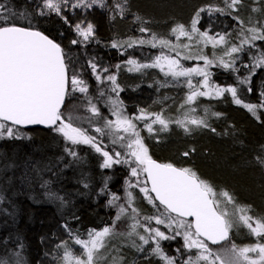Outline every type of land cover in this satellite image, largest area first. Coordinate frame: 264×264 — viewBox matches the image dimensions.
Wrapping results in <instances>:
<instances>
[{
	"label": "trees",
	"instance_id": "obj_1",
	"mask_svg": "<svg viewBox=\"0 0 264 264\" xmlns=\"http://www.w3.org/2000/svg\"><path fill=\"white\" fill-rule=\"evenodd\" d=\"M0 3L14 13L7 22L35 27L62 46L70 75V63L89 76L92 72L89 61L101 68L128 60L137 48L151 47L150 43L138 41H150L153 35L157 38L156 44L160 39L173 41L177 35L172 29L183 24L189 30L197 12L196 27L200 32L215 38L224 35L237 46L242 28L240 19L227 7L228 0H127L126 3L125 0H104V6L89 15L98 41L85 47L72 43L77 40L73 24L80 19L65 22V14L46 10L45 15H39L43 0H0ZM118 3L124 7L123 16L116 8ZM215 8L224 11L210 10ZM3 23L5 21L0 20V24ZM141 28L148 31L142 32ZM114 43L120 46L113 47ZM255 43V48L245 46L242 51L243 60L249 64L243 67L245 72L237 75L230 70L215 78L219 86L236 87L244 104L257 105L255 115L243 104L234 103L230 93L224 94L211 102L213 113L221 115H212L209 129L152 137L146 144L153 159L193 168L214 187L227 190L244 205H250L253 216L264 217V165L257 159H264V108L259 107L264 104V67H253V58L264 52V41ZM154 57L155 54H149L148 58L141 59L153 62ZM240 75L246 76L249 82L241 83ZM121 96L128 103H125L127 111L133 115L138 113V107L160 105L155 88L142 86L134 93L125 90ZM72 103L76 105L75 99L68 97L62 111L72 109ZM25 129L32 135L0 142V259L11 262L15 259L14 253L19 252L23 264H59V259L54 260L56 245L62 242L59 237L65 233L72 239L63 226L67 224L86 239L88 231L111 225L117 206L109 205V193L132 180L131 169L126 165L102 167V154L95 151L94 156L88 155L83 147H74L61 136L58 138L51 128ZM93 133L106 151L115 146L125 153L120 145L111 143V137L100 136L95 130ZM14 148L17 151L13 152ZM69 148L77 153L76 157L69 154ZM192 148L195 152L188 157L182 155ZM49 193L63 200L51 198ZM232 237L231 234L230 239ZM154 245L151 242L146 250H152ZM160 246L166 255L175 258L176 264H183L188 256L196 254L185 249L180 236L161 242ZM136 264L166 262L161 256L147 255L143 251Z\"/></svg>",
	"mask_w": 264,
	"mask_h": 264
},
{
	"label": "snow or ice",
	"instance_id": "obj_2",
	"mask_svg": "<svg viewBox=\"0 0 264 264\" xmlns=\"http://www.w3.org/2000/svg\"><path fill=\"white\" fill-rule=\"evenodd\" d=\"M126 2L127 0H125ZM97 3L102 7L104 6L103 0H76L72 7L91 8L93 4ZM242 3L243 0H228L227 7L236 9ZM66 4H68V0H43V7L39 10V15H45V9L59 15L62 12V5ZM116 8L123 16V5L118 3ZM210 10L224 11L220 8ZM200 11H204V9H200ZM254 11H258V9H254ZM12 14L14 13H11V10L7 9L4 3H0V20L5 21V23L0 24V138H20L23 134L19 132L18 126L47 125L54 127V130L62 134L72 145H90L97 153L102 154L104 157L102 167L104 168H111L113 165L121 163L134 164L135 166L131 167V176L137 178V183L133 185L129 181L128 187L139 188L153 206H156L157 202L163 206V211L159 207L156 208L157 215L144 216L145 223L142 224L139 218V210L135 207L117 204L120 197L113 193L109 205H116L118 208L115 221L129 217L132 220L128 226L130 230L126 233L117 232L114 221L113 224L100 230L88 231L87 239H82L65 224L63 227L69 232L75 245L81 247L82 254L76 255L68 242L63 241L57 246L63 249V255L60 257L61 264H101L106 259L102 253L108 247L109 240L118 235L128 238L137 236L142 243L136 244L135 241H132V246L138 251H144L143 245L155 241V247L151 251L153 254L161 256L166 264H176V260L163 252L160 241L175 239L176 235L183 237L185 249L196 250V254L188 256L183 264H264V242H261L264 239V217H253L250 214L252 211L250 205L237 204L229 191H217L212 184L202 179L193 168L177 167L173 163H161L153 159L144 142V137L141 135V131L146 129L149 135H156L158 138L159 132L169 131L173 124L183 128L186 133H191L193 128L209 129L210 125L205 117L192 115L196 111L192 107L188 108L181 119L166 118L163 112L146 113L144 109L140 110L139 116L128 117L123 114L122 101L119 99L111 100L112 114L115 119L104 120L103 127H95V132L100 136L111 137L113 145H120L122 148H126L127 152L122 154L120 151H106L102 141L98 140L96 136L90 135L87 129L74 124V120L78 121L81 117L65 115L62 111L66 98L72 93L76 91L88 92L86 82L75 73V70H72L70 75L69 63L66 62L64 49L59 43L35 27H22L7 22ZM236 19L239 20V17ZM64 20L67 22V17H64ZM198 20L199 12L196 13V18L192 20L190 31L186 29L185 25L177 24L172 32L177 35V38L183 36L189 40L198 34L205 45L211 43L215 46L227 42L224 35L217 39L209 36L206 32H200L196 27ZM239 23L242 26L239 34V45L233 44L225 52L229 58L234 53L244 51L245 46L255 48L256 41H264V24L259 27L255 25L245 27L243 20H239ZM75 30L82 37L83 42L89 41L95 35L94 25L91 23L86 26L76 24ZM141 31L146 32L148 29L141 28ZM79 42L77 40L72 41L73 44ZM156 42L155 35L150 41H138L140 44L150 43L153 47L156 46ZM158 43L173 50L176 47L172 45L171 41L164 39H160ZM112 46L119 47L120 45L114 43ZM131 46L132 44H129V47ZM184 47L187 48L188 45ZM185 58L192 59L193 57L187 56ZM195 58L203 60L204 67L198 65L194 68H185L180 63V59L163 54L156 57L152 64H140L136 60H129L127 63L130 65L129 71L159 67L165 71L166 75H171L173 78H187L186 82L190 91L181 108H184L185 105L194 104L198 97H222L225 93H230L234 103L243 104L253 115L256 114L257 105L244 104L237 95L236 87L209 85L211 73L207 71V68L214 63L212 59L203 55ZM219 63L224 68H233L235 60L230 59L229 62H226L220 58ZM89 64L92 71L96 73L97 80H101V74L96 72L97 65L91 61ZM116 67L119 68V65ZM253 67H264V52H260L253 58ZM103 71L107 72L108 69L105 68ZM193 75L203 77L199 87L193 85L191 79ZM106 79L112 82L114 85L112 91L116 92L119 88V85L116 84V76L109 75ZM248 82V78L241 81L245 84ZM88 104V110L93 116H99V109L91 103L90 99ZM259 107L264 108V104L259 105ZM205 113L207 114V109H205ZM213 115L218 117L221 114L213 113ZM134 121H144L143 129H138ZM211 131L214 132L215 129H211ZM67 151L71 156H77V153L72 149L69 148ZM193 152H195L194 148L182 153V155L188 157ZM257 159L264 165V159L259 157ZM141 174L145 176L143 181L139 179ZM149 183L150 187L148 186ZM141 184L144 186L141 187ZM49 196L63 200L55 193H49ZM133 202V193L129 191L126 203L131 206ZM189 217L194 219L189 221L187 219ZM151 221H155L157 225H166L168 229L175 231V235H167L159 227H149L148 223ZM237 225L246 227L250 234L257 238L256 242L242 247L232 242L230 247L222 251H214L210 247V244L217 245L224 241H230V232ZM138 228H143L145 235H141ZM14 256L15 259L11 262L0 259V264H23L19 252L14 253ZM112 264H122V262L113 258Z\"/></svg>",
	"mask_w": 264,
	"mask_h": 264
},
{
	"label": "rangeland",
	"instance_id": "obj_3",
	"mask_svg": "<svg viewBox=\"0 0 264 264\" xmlns=\"http://www.w3.org/2000/svg\"><path fill=\"white\" fill-rule=\"evenodd\" d=\"M76 3V0H68V4L62 5V12L61 15L65 14L67 17V21L70 23L73 20L80 19L78 23L82 26H86L88 23H91V20L89 18L90 13L92 10L96 8H100V4H93L91 8H84V7H75L73 8L72 5ZM104 4V0H103ZM223 7V5H220ZM254 9H258V11H254ZM47 12H52L48 9H45ZM234 16L239 17L240 20L244 21V25L246 27H251L253 25L259 27L260 25L264 24V0H243V3L239 5L236 9H231ZM55 13V12H52ZM73 24V30L75 32V36L77 41H80L78 44L81 46L87 47L90 43L97 42L98 38L96 36V27L94 25L95 35L89 39L87 42H83L82 37L79 36V33L75 30V25ZM191 28L189 29V31ZM210 36V35H209ZM218 39V38H217ZM225 44H217L213 46L211 43H208L205 45V43L200 39L199 35L196 34L193 36L191 40H189L187 37H179L171 41L172 45H175V50L169 47L161 46L160 44H156L155 47L151 45V47H147L146 49L143 48H137L136 51L132 54V58L118 62L117 64L111 66V67H101L97 68L96 72L101 74V80H97L96 73L93 71L89 73V76H87L84 72H79L78 67L76 64L70 63L71 71L75 70V73L79 75L81 79H83L87 86H88V92L87 93H80L79 91H76L69 96L71 99H75L76 105L72 103L73 108L70 110H64L63 112L65 115H72L74 117H81L80 120L75 121L74 124L78 127H82L84 129L88 130V133L90 135H94L93 131L95 130V127H103L104 120L111 119L114 120L115 116L113 113V108L110 103L111 100L119 99L122 101L123 104V114L128 117H135L139 116L140 110L144 109L146 110V113H160L163 112L164 116L169 119H181L183 118V115L185 112L188 111L189 107L195 108L196 111L192 113V115L197 117H205L207 122H210V119L213 115V109L211 107V102L214 99H217L219 97H198L197 101L192 105H185L184 108H181V105H184L185 99L187 95L189 94L190 89L187 86V78L180 77V78H173L171 75H166L165 71H162L159 67H149L144 68L140 71H129L130 65H128L127 61L129 60H136L140 64H152L155 61V57H158L162 54H158L163 51H169L167 54H163L169 57H175L180 59V63L185 68H194L196 66L204 67V61L200 59H196L195 57L198 56H207L209 59H212L214 61L213 64L209 65L207 68V71L211 73L209 77V85L215 86L218 85L216 83V76L217 75H224L227 73V71L232 70L234 74L238 75V72H245L243 67H247L249 64L244 61L242 52L240 53H234L231 58L225 55V52L228 51V49L233 45L232 41L228 38H226ZM188 45L187 48L184 46ZM246 49V48H245ZM149 54H155L153 62H147L143 61L141 57L148 58ZM179 54V55H177ZM192 56V59H186L185 57ZM223 58L226 62H229L230 59L235 60V64L233 68H224L220 63L219 59ZM119 65V68L116 66ZM89 68L92 70L90 64ZM108 69L107 72H104L103 69ZM257 69V68H256ZM70 70V69H69ZM109 75H115L116 76V84L119 85V88L116 92L112 91V88L114 85L111 81H108L106 79ZM240 80H244L247 77L244 75L238 76ZM234 78H237L234 76ZM192 83L193 85H196L197 87L200 86V83L203 80V77L193 75L192 76ZM238 79V78H237ZM142 86H145L146 88H150L151 90L153 88L156 89V94L158 99H160V105H155L154 107L149 108H143L138 107V113L137 114H129L127 111L125 103L127 101L125 100L124 96H121L122 92L127 90L128 92L134 93L138 91ZM220 87H228L226 85H222ZM203 90V89H201ZM229 94V93H225ZM91 100V103L95 104L97 108L99 109L100 115L99 116H93V114L88 110L89 104L88 101ZM128 104V103H127ZM66 105V104H65ZM67 109V108H66ZM205 109H207V114L205 113ZM134 123L137 124L138 129H143L144 121H134ZM158 128V126H156ZM26 127H20L19 132L23 134L22 136L29 137L32 135V132L25 129ZM36 128V127H35ZM40 129H48V128H40ZM50 129V128H49ZM53 134H55L58 138L60 136L63 138V141L66 143H70V141H67L62 134L56 132L54 130V127H51ZM197 129L202 128H193L191 132H196ZM171 134V135H170ZM178 134H186V132L183 130V128L173 124L171 125L169 131L167 132H159L158 136L164 137V135H178ZM141 135L144 137V142L149 141L152 137L156 138V135H149L147 133L146 129H143L141 131ZM21 136V137H22ZM8 137L0 138V142L2 143L3 139H7ZM8 139H16V138H8ZM72 145V144H71ZM147 145V144H146ZM74 147L81 146L84 148V151L88 155H95V150L90 145H73ZM121 147V146H120ZM148 147V146H147ZM121 149L126 153L127 149L122 148ZM149 149V148H148ZM17 151L16 148H14L13 152ZM112 151H118L115 149V146L110 149L109 152ZM150 152V150H149ZM151 155V153H150ZM104 157L102 158L101 165L103 164ZM128 166V168L131 169V167L135 166L134 164L128 165V164H118L113 166ZM112 166V167H113ZM111 167V168H112ZM141 181L145 179L144 174H141L140 178ZM131 183L135 185L137 183V178L132 177ZM144 185L141 184V187ZM149 186V185H148ZM213 186V184H212ZM214 187V186H213ZM216 188V187H214ZM217 191H221L224 189L216 188ZM131 191L134 196V202L133 205L129 206L127 205V193ZM116 194L120 197L119 201H117V204H124L126 207H135L139 210L140 213V220L141 223H145L143 220L144 216H153L157 215L156 208L159 207L161 211H163V208L157 203L156 206H153L152 203H150L144 196V194L140 191L137 187H128V183H125L124 185H119L116 189V191L110 192L109 197H112V194ZM235 198V197H234ZM237 204L244 205L243 202L238 201L235 198ZM252 207H255L254 205ZM255 209H257L255 207ZM118 211V208H117ZM259 211V210H258ZM260 212V211H259ZM262 213V212H260ZM117 214V212H116ZM115 214V217H116ZM251 214V213H250ZM252 215V214H251ZM253 216V215H252ZM115 217L113 219V222L115 221ZM258 217V215L253 216ZM113 222L111 224H113ZM116 223V230L119 233H126L129 231V225L132 223V220L129 217H124L120 221H115ZM149 227H159L161 231H164L167 235H175V231L172 229H168L166 225H157L155 221H151L148 223ZM138 231L141 235H145V232L143 228H138ZM232 239L228 241L226 244L212 247L214 251H222L223 249L230 247L231 243L234 242L237 246H245L250 245L256 242L257 238L250 234L249 230L242 226L237 225L233 228L231 231ZM179 235H176L175 239L178 238ZM69 236L65 233H62V236L59 237L60 240L67 241L68 245L72 248L74 253L76 255L82 254V249L79 245H75L73 239H69ZM180 238L184 241L183 237L180 236ZM83 239V238H82ZM85 239V238H84ZM87 239V238H86ZM170 240V239H169ZM132 241H135L136 244H141L142 242L138 239L137 236H132L131 238H128L123 235H118L112 237L108 242V247L104 250L102 253L106 259L101 262V264H112L113 258H116L122 262V264H136V260L138 257L142 256L143 251H138L137 248L132 246ZM166 240H161V242H164ZM155 243V241H151ZM151 242L148 244L150 245ZM261 242H264V239L261 240ZM61 243H58L56 246L60 245ZM148 245H143L145 254L149 255L152 253L151 250L147 251L146 248ZM155 245L153 246V248ZM57 248L54 260L57 259L60 260V257L63 255V249ZM192 251H196L195 249H192ZM153 254V253H152ZM156 255V254H153ZM159 256V255H156ZM51 258V257H50ZM61 264V261L60 263Z\"/></svg>",
	"mask_w": 264,
	"mask_h": 264
},
{
	"label": "water",
	"instance_id": "obj_4",
	"mask_svg": "<svg viewBox=\"0 0 264 264\" xmlns=\"http://www.w3.org/2000/svg\"><path fill=\"white\" fill-rule=\"evenodd\" d=\"M41 31V30H40ZM42 32V31H41ZM44 33V32H43ZM45 34V33H44ZM45 35H47V34H45ZM50 37V36H49ZM51 38V37H50ZM51 39H53V38H51ZM54 40V39H53ZM57 42V41H56ZM58 43V42H57ZM62 47V46H61ZM66 100H67V98H66ZM66 100H65V103H66ZM65 106V105H64ZM64 108V107H63ZM63 108H62V110H63ZM20 127H26V128H31V127H37V128H51V127H49V126H47V125H26V126H20ZM155 160H157V159H155ZM158 162H161V163H166V162H162V161H159V160H157ZM175 166H177V165H175ZM177 167H179V166H177ZM149 187H150V183H149ZM153 196H154V194H152ZM158 203V202H157ZM159 204V203H158ZM162 206V205H161ZM188 220H190V221H192L194 218H191V217H189V218H187ZM230 237H231V232H230ZM226 241H224V242H221L220 244H223V243H225ZM220 244H217V245H220ZM212 245V244H211ZM215 246V245H214Z\"/></svg>",
	"mask_w": 264,
	"mask_h": 264
}]
</instances>
